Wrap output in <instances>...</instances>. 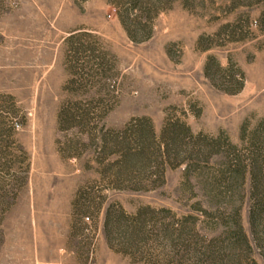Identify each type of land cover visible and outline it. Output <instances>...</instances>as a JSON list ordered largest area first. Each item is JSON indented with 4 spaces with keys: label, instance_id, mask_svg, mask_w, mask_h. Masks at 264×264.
Masks as SVG:
<instances>
[{
    "label": "rangeland",
    "instance_id": "1",
    "mask_svg": "<svg viewBox=\"0 0 264 264\" xmlns=\"http://www.w3.org/2000/svg\"><path fill=\"white\" fill-rule=\"evenodd\" d=\"M254 143L264 0H0V264H264Z\"/></svg>",
    "mask_w": 264,
    "mask_h": 264
},
{
    "label": "trees",
    "instance_id": "2",
    "mask_svg": "<svg viewBox=\"0 0 264 264\" xmlns=\"http://www.w3.org/2000/svg\"><path fill=\"white\" fill-rule=\"evenodd\" d=\"M253 145V150L251 151L252 155L250 156L249 162L246 165L243 164V160L241 159V157L237 156L236 154L229 158V160L225 164L226 174L224 177L228 181V188L239 189L237 191L239 196H243V193L240 195L242 191L240 190L241 186L247 183L248 188H246V193L248 190V194L253 200V202L251 203L250 212L248 214V222L250 224L249 226L251 227L264 206V172L262 173V171H264V165L258 164L260 157L264 159V149H262V147L258 148V146H263L261 144L255 145L254 143ZM228 152V154H232L230 149ZM243 190L245 191V188ZM237 210V208H233V222L235 225L239 223V214ZM238 228L240 230V233H232L233 236L234 233L235 236H237L236 242L240 241V243L242 244L244 241V244L246 246H249V241L247 240L245 233H243L242 231V226L238 225ZM227 245L229 246L228 249H231L235 244L234 242H231ZM225 251H227L226 247H222L219 245L217 251L218 253H215L214 255L212 252H210L207 258L211 259V264H222V257L224 256ZM219 253L220 255H218Z\"/></svg>",
    "mask_w": 264,
    "mask_h": 264
}]
</instances>
